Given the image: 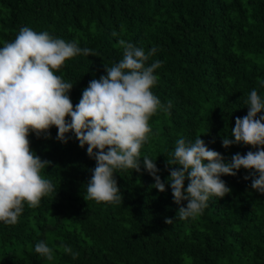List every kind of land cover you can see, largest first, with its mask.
Wrapping results in <instances>:
<instances>
[{
    "label": "trees",
    "instance_id": "obj_1",
    "mask_svg": "<svg viewBox=\"0 0 264 264\" xmlns=\"http://www.w3.org/2000/svg\"><path fill=\"white\" fill-rule=\"evenodd\" d=\"M25 26L96 53L67 59L55 73L73 84V106L89 81L106 75L105 65L123 58V39L157 49L147 62H163L151 91L171 108L149 119L141 171L114 173L121 203L84 199L96 161L74 133L63 143L55 126L50 138L30 132L31 150L51 162L40 174L55 191L35 208L25 203L15 225L0 221V264H264V194L244 179L249 170L222 175L231 192L210 196L202 214L180 219L167 179L179 166L166 167L179 138L201 135L226 159L256 150L243 143L226 149L222 138L234 139L231 128L247 114L253 89L264 99V0H0V48ZM145 155L155 158L164 192L152 187ZM40 241L53 249L52 260L35 252ZM65 245L79 256L65 253Z\"/></svg>",
    "mask_w": 264,
    "mask_h": 264
},
{
    "label": "clouds",
    "instance_id": "obj_2",
    "mask_svg": "<svg viewBox=\"0 0 264 264\" xmlns=\"http://www.w3.org/2000/svg\"><path fill=\"white\" fill-rule=\"evenodd\" d=\"M118 43L123 58L110 67L105 65L106 75L89 81L75 106L69 96L73 84L55 73L74 56H96L92 49L27 26L0 48V221L15 225L25 203L35 208L42 197L55 191L52 182L40 174L51 162L36 155L28 139L30 132L50 138L52 126L58 129L56 139L63 143L69 139L67 133H74L80 147L87 145V154L96 161L84 199L123 202L114 173L141 171L140 149L149 139V119L158 109H170L171 101L165 108L151 91L158 79L155 71L163 62H147L157 49L146 52L123 39ZM244 104L247 114L236 117L231 128L234 139L223 137L222 146L227 149L243 143L255 151L226 159L210 149L201 135L194 142L175 141L166 167L179 166L168 169L167 179L180 219L202 214L210 196L222 198L230 193L221 176H235L241 168L249 170L244 179L251 178L250 188L264 194V114L258 115L264 111V99L253 89ZM143 168L154 178L152 187L164 192L155 158L143 156ZM172 220L165 218V223ZM35 252L53 259V249L44 241L35 245ZM64 252L73 259L79 256L67 245Z\"/></svg>",
    "mask_w": 264,
    "mask_h": 264
}]
</instances>
